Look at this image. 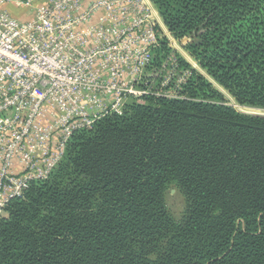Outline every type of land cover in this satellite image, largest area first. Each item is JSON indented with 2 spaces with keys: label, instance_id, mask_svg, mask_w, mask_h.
Wrapping results in <instances>:
<instances>
[{
  "label": "trees",
  "instance_id": "1",
  "mask_svg": "<svg viewBox=\"0 0 264 264\" xmlns=\"http://www.w3.org/2000/svg\"><path fill=\"white\" fill-rule=\"evenodd\" d=\"M150 1L204 76L159 31L147 70L173 58L190 74L182 98L149 95L73 132L6 204L0 264H264V116L218 92L264 111V0Z\"/></svg>",
  "mask_w": 264,
  "mask_h": 264
},
{
  "label": "built area",
  "instance_id": "2",
  "mask_svg": "<svg viewBox=\"0 0 264 264\" xmlns=\"http://www.w3.org/2000/svg\"><path fill=\"white\" fill-rule=\"evenodd\" d=\"M11 5L31 15L14 18ZM153 12L150 0H0V215L26 182L50 175L73 132L149 95L182 98L190 74L173 58L147 70Z\"/></svg>",
  "mask_w": 264,
  "mask_h": 264
},
{
  "label": "rangeland",
  "instance_id": "3",
  "mask_svg": "<svg viewBox=\"0 0 264 264\" xmlns=\"http://www.w3.org/2000/svg\"><path fill=\"white\" fill-rule=\"evenodd\" d=\"M173 50H175V49H173ZM175 51H177V50H175ZM184 55L189 59V61H190L189 64H191V66H193V67L196 66V67H194L195 70H197V69L200 70L198 68V66L194 63V61L188 55H186V54H184ZM179 56L182 57V55H179ZM200 73L202 74L204 72L201 71ZM211 84H213V83H211ZM213 86L215 89L218 90V88L215 87L214 84H213ZM218 92L223 96L222 103L224 105L231 106L241 113L264 115V111H260V110H256V109H250L247 107H241V106L237 105L236 102L224 90H220V91L218 90ZM165 203H166V209H167L168 213L170 214V216L177 221L180 220L182 217V214L184 212V200L182 199V197L175 190H171L166 194Z\"/></svg>",
  "mask_w": 264,
  "mask_h": 264
},
{
  "label": "crops",
  "instance_id": "4",
  "mask_svg": "<svg viewBox=\"0 0 264 264\" xmlns=\"http://www.w3.org/2000/svg\"><path fill=\"white\" fill-rule=\"evenodd\" d=\"M151 2V1H150ZM152 3V2H151ZM153 5V4H152ZM7 11L14 17V18H17V19H19V20H25V19H27V18H29V16L31 15V11H21V10H19V9H15L14 8V6H8L7 8ZM153 9H154V11L155 12H153V14H154V17L156 18V22H157V25H158V29H159V31L160 32H162L163 34H169L171 37H172V35L166 30V28L164 27V25H163V23H162V20H161V18H160V16H159V14H158V12H157V10H156V8H155V6L153 5ZM175 50H177L178 51V53L180 54V55H182V57L189 63V61L187 60V57L184 55V54H186V55H188L186 52H184L180 47H179V45H178V43L177 42H175ZM193 67V66H192ZM198 70V69H197ZM199 71V70H198ZM21 172H22V165H21V163H19V162H16L14 165H13V167H12V173L13 174H15V175H20L21 174ZM1 216H6V214H5V212H3L2 214H1Z\"/></svg>",
  "mask_w": 264,
  "mask_h": 264
},
{
  "label": "water",
  "instance_id": "5",
  "mask_svg": "<svg viewBox=\"0 0 264 264\" xmlns=\"http://www.w3.org/2000/svg\"><path fill=\"white\" fill-rule=\"evenodd\" d=\"M254 115H257V114H254ZM259 116H264V115H259Z\"/></svg>",
  "mask_w": 264,
  "mask_h": 264
}]
</instances>
